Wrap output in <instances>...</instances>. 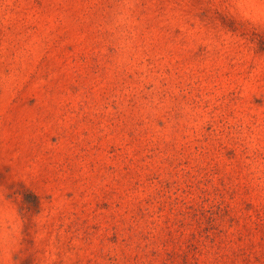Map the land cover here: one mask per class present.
Returning a JSON list of instances; mask_svg holds the SVG:
<instances>
[{
	"label": "rangeland",
	"instance_id": "1",
	"mask_svg": "<svg viewBox=\"0 0 264 264\" xmlns=\"http://www.w3.org/2000/svg\"><path fill=\"white\" fill-rule=\"evenodd\" d=\"M0 264H264V0H0Z\"/></svg>",
	"mask_w": 264,
	"mask_h": 264
}]
</instances>
